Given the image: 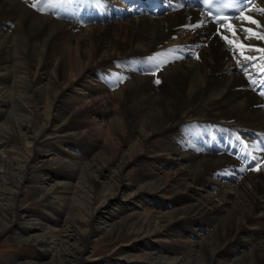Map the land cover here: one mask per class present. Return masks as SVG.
Returning <instances> with one entry per match:
<instances>
[{"label": "bare ground", "instance_id": "bare-ground-1", "mask_svg": "<svg viewBox=\"0 0 264 264\" xmlns=\"http://www.w3.org/2000/svg\"><path fill=\"white\" fill-rule=\"evenodd\" d=\"M36 3L0 0V237L30 250L3 264H264V0L219 26L191 0Z\"/></svg>", "mask_w": 264, "mask_h": 264}, {"label": "rangeland", "instance_id": "rangeland-1", "mask_svg": "<svg viewBox=\"0 0 264 264\" xmlns=\"http://www.w3.org/2000/svg\"><path fill=\"white\" fill-rule=\"evenodd\" d=\"M160 54V53H157ZM51 145L54 146L55 148H58L61 151H70L74 153L77 157L79 156H86V158H89L90 155H87L86 152L84 151L82 145H78L74 140H71L69 138H62L58 140H52ZM172 169V167H168ZM100 180V179H99ZM239 180V179H238ZM224 181V180H222ZM232 183V182H231ZM227 183L226 184V189L229 192H234L233 189V183ZM205 193H209L212 196L216 197V192H214L211 189L203 188ZM130 238L127 237H121L120 239H110V240H105L102 241L98 239L93 243V247H90L89 250L86 252L84 261H92L93 259H96L97 262H105V261H110L111 258L114 257V251H117L120 246L127 242H129ZM87 243L89 239L86 240ZM30 250H24L23 247H18L17 245L13 244L10 240L7 239L6 235H1L0 237V264H3L5 260H10V255L12 254H19V256H24L28 257L30 255H26L29 253ZM38 253V251H36ZM35 253V254H37ZM33 254V253H31Z\"/></svg>", "mask_w": 264, "mask_h": 264}, {"label": "snow or ice", "instance_id": "snow-or-ice-1", "mask_svg": "<svg viewBox=\"0 0 264 264\" xmlns=\"http://www.w3.org/2000/svg\"><path fill=\"white\" fill-rule=\"evenodd\" d=\"M249 2H251V0H249ZM46 3H47V0H37V3H36V4H33L32 7H33V8H36V7H37V4H39L41 10H43V8H44V6L46 5ZM245 20L250 21V22H251L252 24H254V25L258 23L255 19H252L251 17H247V16H245ZM242 30H243V31H249V32L252 31L251 29H242ZM234 34H235V33H234ZM259 38L262 39V40H264V35H261ZM225 39H227V37H225ZM240 47L243 48L244 46H243V45H240ZM259 51L264 52V49H259ZM242 54H243V53H241V55H242ZM245 59H252V58H250V57H245ZM155 82H156V83H160V81H159L158 79H157ZM262 94H264V93H262Z\"/></svg>", "mask_w": 264, "mask_h": 264}]
</instances>
